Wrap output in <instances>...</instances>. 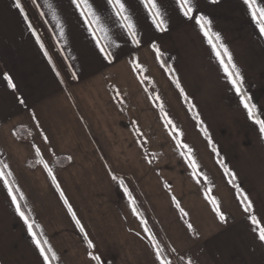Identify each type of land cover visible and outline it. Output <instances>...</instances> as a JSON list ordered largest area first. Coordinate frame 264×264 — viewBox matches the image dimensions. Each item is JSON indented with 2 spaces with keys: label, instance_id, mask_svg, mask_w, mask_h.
<instances>
[{
  "label": "crops",
  "instance_id": "crops-1",
  "mask_svg": "<svg viewBox=\"0 0 264 264\" xmlns=\"http://www.w3.org/2000/svg\"><path fill=\"white\" fill-rule=\"evenodd\" d=\"M16 2L0 0V264H45L9 187L49 264H264V135L240 102L264 120V35L243 0H192V18L157 0L164 31L125 0L138 45L90 0L110 59L72 0ZM195 15L228 49L240 94Z\"/></svg>",
  "mask_w": 264,
  "mask_h": 264
},
{
  "label": "snow or ice",
  "instance_id": "snow-or-ice-1",
  "mask_svg": "<svg viewBox=\"0 0 264 264\" xmlns=\"http://www.w3.org/2000/svg\"><path fill=\"white\" fill-rule=\"evenodd\" d=\"M139 2L142 4L144 9L147 12V15L149 18H151L153 24L155 27L160 30H165V20L163 19V13L161 11L160 6L157 3V0H139ZM175 4L179 6V11L186 17L192 18L193 12H194V5L192 3V0H174ZM244 4L247 6L253 21L257 24L259 32L264 35V6H256L257 0H243ZM72 3L75 5L77 11L80 14V17L83 18L85 25H87V29L89 33L91 34L93 40L96 43V46L99 48V51L104 55L105 59H110L112 53L108 51V45L102 42L101 35L103 34L104 37H107V29L105 26L101 23V16L98 14L97 10L94 8L93 4L90 2V0H72ZM261 4H264V0H260ZM106 4L111 8L113 14L117 18V22L121 29L126 33L127 38L131 40L133 44L138 45L140 43L137 31H136V24L133 21L132 15L129 13L125 0H106ZM15 7L21 10V13H23V9L21 8V5L19 3V0H17ZM55 19V17H54ZM195 22L199 26L200 30L204 33L206 37H209V44L212 45V50L216 54L217 59H219L221 66L224 68L225 73L227 74V78L231 85L235 88L236 92L238 94L241 93V84H240V73L236 69V66L232 63L231 55L228 52V49L223 45L220 44V37L218 34L215 35L216 43H213L210 34V27L206 28V26L209 25V21L206 17L203 15H195ZM60 26L59 24L57 25ZM29 28H31V25L29 24ZM61 34H63V29L61 28ZM33 35H35V32H33ZM37 42H39V38H37ZM217 44H219V48L223 50V57H227V63L225 62V59L221 56V52L217 49ZM112 46H118L115 45L113 42ZM43 47V45H41ZM156 51L158 53L157 59H159V49L156 48ZM229 65H231V71H229ZM4 78L8 81L9 87H14L12 84L11 79L7 76V74L4 75ZM177 87H179V84H177ZM240 102L243 104V107L247 110L248 117L250 119H253L254 122L259 126V131L261 135H264V120H261L256 117L254 108L255 106H250L248 102H246L245 97L241 94L240 95ZM168 124H171V121H168ZM177 146L185 148L188 153L191 152V149L188 148L187 145L181 144L179 140H177ZM184 155V153H181ZM37 155H39V152L37 151ZM189 164L194 169V175H195V169L197 167L196 162L194 159L191 158V156H188ZM43 162V161H41ZM3 169H7L8 165L3 164ZM45 168L47 169V165L45 164ZM225 172H228V169L225 168ZM8 175H11V173H8ZM49 175H51V170H49ZM5 176V173L3 170H0V178H3ZM233 179L235 177L233 176ZM5 185H8V180H3ZM53 182H55V179L53 178ZM127 192V189H125ZM9 195L12 196V203L16 205V212L20 215V217L24 220L25 224L28 227L29 233L32 235L33 242L36 245L37 249H39L40 255L43 257L45 264H49V256L46 254L45 247L43 245H47L48 241H43V245L41 243V240L37 238L36 233L33 231V224L29 223V220L27 216H25V213L21 211V207L17 202L16 196L12 195V189L9 187L8 189ZM239 196L242 197L241 199V205L244 207V211L250 212L252 209V203L249 201L248 197L242 192H239ZM22 198V197H21ZM213 204H215V201H212ZM67 203V201H65ZM215 211L217 213V216L221 221L224 220L223 214L220 212V209L218 207L215 208ZM69 212H71V208H69ZM73 219H75V214H73ZM248 219L251 220L252 225H256L258 223L257 218L255 216H249ZM77 225H79V221H76ZM189 228H191V225H189ZM83 231V229H81ZM258 238L260 241H264V228H261L258 232ZM92 246V242L89 241V247ZM47 253H52V248H47ZM159 254L157 253V256ZM96 260H99V257H93ZM52 259H55V254L53 253Z\"/></svg>",
  "mask_w": 264,
  "mask_h": 264
},
{
  "label": "trees",
  "instance_id": "trees-1",
  "mask_svg": "<svg viewBox=\"0 0 264 264\" xmlns=\"http://www.w3.org/2000/svg\"><path fill=\"white\" fill-rule=\"evenodd\" d=\"M16 133L18 134L19 137L23 138V139H27L28 138V133L26 132L25 129H21V128H16ZM56 162H58L59 164H62V161H60V158L57 157L56 158ZM65 164L66 160L63 161ZM181 264H187L186 262H182Z\"/></svg>",
  "mask_w": 264,
  "mask_h": 264
}]
</instances>
